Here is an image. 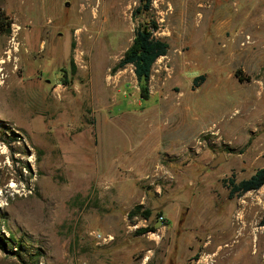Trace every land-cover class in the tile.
I'll return each mask as SVG.
<instances>
[{
    "label": "rangeland",
    "instance_id": "374dc122",
    "mask_svg": "<svg viewBox=\"0 0 264 264\" xmlns=\"http://www.w3.org/2000/svg\"><path fill=\"white\" fill-rule=\"evenodd\" d=\"M138 6L0 0V264H264V187H228L264 168V0ZM143 19L149 100L114 71Z\"/></svg>",
    "mask_w": 264,
    "mask_h": 264
},
{
    "label": "trees",
    "instance_id": "16d2710c",
    "mask_svg": "<svg viewBox=\"0 0 264 264\" xmlns=\"http://www.w3.org/2000/svg\"><path fill=\"white\" fill-rule=\"evenodd\" d=\"M153 7V0H139V6L133 13V18L137 20L140 16L147 15ZM7 18L3 17L0 20V31L5 33L9 32L10 23L6 22ZM160 26L155 20L143 19L139 22V25L135 31V37L132 45L126 51L124 57L119 64L114 68V71L123 69L127 66L134 67V73L138 80L140 88V96L142 100H149L151 97L150 81L152 77V69L154 64L162 57L168 55L169 44L156 37V33L159 31ZM241 71L237 72V76L240 80ZM206 81V76L202 75L194 80L195 87L202 85ZM229 198L241 197L249 192L258 191L264 187V168L259 169L249 179H245L239 183L231 179L229 181ZM135 212H132L131 216ZM151 216V212L147 211L145 217L148 219ZM260 226L264 227V216L260 221ZM155 228L148 227L142 230V233L155 232ZM0 248L5 249V243L0 239Z\"/></svg>",
    "mask_w": 264,
    "mask_h": 264
},
{
    "label": "water",
    "instance_id": "95a60500",
    "mask_svg": "<svg viewBox=\"0 0 264 264\" xmlns=\"http://www.w3.org/2000/svg\"><path fill=\"white\" fill-rule=\"evenodd\" d=\"M226 160L225 154L222 153L220 154L219 157H217L210 165H209V169H216L218 166L221 165L222 162H224Z\"/></svg>",
    "mask_w": 264,
    "mask_h": 264
},
{
    "label": "built area",
    "instance_id": "2783aa9c",
    "mask_svg": "<svg viewBox=\"0 0 264 264\" xmlns=\"http://www.w3.org/2000/svg\"><path fill=\"white\" fill-rule=\"evenodd\" d=\"M160 221H161V222L164 221V217H163V216L160 217Z\"/></svg>",
    "mask_w": 264,
    "mask_h": 264
}]
</instances>
